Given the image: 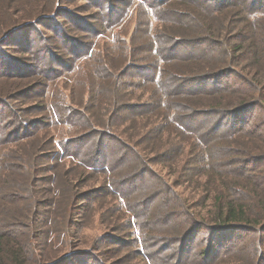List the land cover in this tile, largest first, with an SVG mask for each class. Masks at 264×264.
<instances>
[{"label": "rangeland", "instance_id": "obj_1", "mask_svg": "<svg viewBox=\"0 0 264 264\" xmlns=\"http://www.w3.org/2000/svg\"><path fill=\"white\" fill-rule=\"evenodd\" d=\"M219 1L204 16L210 0H0V232L30 253L29 264H253L262 233L215 254L208 229L216 199L244 194L238 174L264 188V137L235 130L225 143L220 97L165 93L177 91L175 76L207 73L188 64L203 67L210 52L198 47L210 36L223 57L224 30L254 32L236 71L264 79V8ZM154 40L165 43L162 63ZM159 67L166 88L153 82ZM225 100L236 110L252 104ZM180 107L190 130L212 132L211 142L173 124ZM261 119L256 108L246 129Z\"/></svg>", "mask_w": 264, "mask_h": 264}, {"label": "trees", "instance_id": "obj_2", "mask_svg": "<svg viewBox=\"0 0 264 264\" xmlns=\"http://www.w3.org/2000/svg\"><path fill=\"white\" fill-rule=\"evenodd\" d=\"M209 4L211 6H201V10L203 15H210L212 12H217V9L220 8V1L219 0H210ZM259 2V0H258ZM253 3L254 5H261ZM244 4V1L243 3ZM249 10L256 11L258 9H252L249 7ZM264 10V9H263ZM209 13V14H208ZM264 13V11H263ZM249 30L251 31L250 27ZM225 35L221 33L223 41V44L220 46L222 50L224 51L223 57L220 59L215 56V52H212V50L215 47H218L217 42L211 40L214 38H217V36H210L203 44L199 43L198 48H209V54L205 55L204 57L201 56V64L200 66L203 67H197L192 66L188 64L189 68H194L192 72H195V70L202 69L203 71L207 72L204 75L198 77L197 76H188L184 80V78L181 77H174L172 78V83L175 85H178V88L175 91L174 89H170L169 92H165L166 96L169 95V97H186L195 99L198 97H209L210 95H213V97L216 99L220 97V103L218 108L221 113V116L219 121L222 122L223 128L225 129L223 135L225 136V143L226 142H232L235 141L232 140V135L235 134V130H237V134L242 133V137L246 138V136H250L253 139L259 140L260 137H264V133H259L255 135V137H252L253 134H255L254 131H257L258 129L264 127V101L261 100V92L264 91V79L258 78L254 73H246L244 74V68H240V70L237 72L236 68L240 67L241 63H244L246 61L245 58H241L243 53H249L252 49V43H245L248 40H252L253 36L255 37L254 32L251 36L246 37L243 33H237L234 36H230V31L224 30ZM223 32V31H222ZM203 34V33H202ZM205 35L209 34V31H205ZM211 34H215L213 31ZM229 36V37H228ZM245 37V38H244ZM233 38L236 39V41H233ZM154 45V52L156 56L159 58V62L162 63V54L164 52L163 46L165 43H152ZM175 45H179V43H175ZM180 49H186V44L183 43V45L180 46ZM257 54V52H256ZM259 54V52H258ZM170 58V56H169ZM251 59V58H249ZM179 60L188 62L190 59L187 57H182ZM195 60H190L189 62H193ZM204 62V63H202ZM255 64L259 67V63L257 60H254ZM258 63V64H257ZM204 64V65H202ZM220 69V68H226V70H220L216 71L215 73H211L213 69ZM227 68H231L229 71ZM162 69L157 71L156 77H154V83L158 86L160 89L167 86L166 77H163L162 80ZM264 73V70H263ZM152 76V75H151ZM198 77V78H196ZM261 77V74H260ZM169 78V77H168ZM152 79V80H153ZM170 83V82H169ZM171 83V85H172ZM156 86V87H157ZM201 88V89H199ZM203 89V90H202ZM201 90V91H199ZM199 91V92H198ZM232 96L235 100L238 101V103L243 106L245 105L246 100L252 101L251 105H248L246 108L240 110L233 109L230 106H222V102H226L225 97ZM167 98V97H166ZM222 98V101H221ZM253 99H255L253 101ZM215 100H213L214 102ZM216 102V101H215ZM164 104V103H163ZM179 106H187V105H179ZM258 108L260 110L262 119L259 121V125L252 126V128L246 129L255 121H251V117L253 116V110ZM179 114L182 116L175 117L173 124L180 128L185 133H193L191 130L192 127H188L186 124L188 122V118L186 115H184L186 112L180 107L179 110H177ZM252 114L250 117H247V114ZM212 115H215L216 113H211ZM219 114V113H218ZM244 114V115H242ZM179 120V122H178ZM240 125L241 127H237ZM191 129V130H190ZM217 128H214L216 130ZM195 135L196 141L201 143L202 145L205 144V142H211L213 133H203L202 135ZM192 135V134H190ZM203 136V137H202ZM202 137V138H201ZM220 153H224L223 150L220 151ZM234 158H240L245 160V164L243 165V169L246 170V168L251 167V162L248 161V155H243L240 150H236L231 153ZM244 163V162H242ZM242 163L237 164L238 166H241ZM249 170V169H248ZM245 175V173H244ZM242 175L238 174V179L240 180V186L239 189H242L244 191V194H241V191H238V195L236 198H233L231 201L227 202L226 204H222V198H224L222 195L218 199H216V213L212 217L211 224L213 227H210L208 229V233L211 236L210 242L212 245H210V250L212 252H215V254H221L223 251L230 252V250L233 249L235 244H237V241L241 237H246L253 233L254 231L258 232V234L262 233L264 235V188L261 187H254L253 184H251L248 180V177L246 179H241ZM246 176V175H245ZM254 187V188H253ZM254 190V192H253ZM227 197V196H226ZM180 204V202H178ZM180 208L182 209L183 206L180 204ZM257 209V212L255 211ZM180 218V217H179ZM188 219L189 223L194 224L196 222L192 218H186ZM192 219V221H190ZM180 221V219H179ZM173 223V222H172ZM197 223L196 225H198ZM185 226L184 222H181L180 225L178 224V227ZM260 226V227H259ZM258 228L257 230H255ZM179 232V230H178ZM260 232V233H259ZM193 236H196L197 233L191 232ZM190 234V236L192 235ZM189 236V238H190ZM219 243L217 245V248L214 246L215 243ZM225 243L227 245L225 246ZM264 245V238L263 240L258 242L254 247L253 250L255 251L254 254V261L253 264H262L260 257L262 254H264V248L262 247ZM214 250V251H213ZM27 251L23 250L20 247V244L16 239H12L11 237L2 235L0 232V264H29L30 257ZM219 257V255H218ZM148 264H151L149 260Z\"/></svg>", "mask_w": 264, "mask_h": 264}]
</instances>
